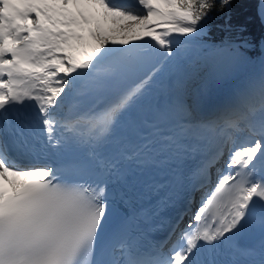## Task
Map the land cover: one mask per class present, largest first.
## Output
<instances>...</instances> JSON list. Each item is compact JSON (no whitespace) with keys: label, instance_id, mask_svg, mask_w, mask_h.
Returning a JSON list of instances; mask_svg holds the SVG:
<instances>
[{"label":"snow or ice","instance_id":"obj_1","mask_svg":"<svg viewBox=\"0 0 264 264\" xmlns=\"http://www.w3.org/2000/svg\"><path fill=\"white\" fill-rule=\"evenodd\" d=\"M215 7L210 0H0V264H218L206 254L225 248L231 264H264V73L217 117L177 121L166 137L178 159L203 152L205 180L211 169L217 174L194 223L175 239L153 243L130 231L105 179L115 165L95 152L91 160L76 154L113 136L162 64L189 43L167 37L195 39ZM252 46L242 38L236 50ZM13 152L49 162L21 167ZM253 228L258 253L238 245Z\"/></svg>","mask_w":264,"mask_h":264},{"label":"bare ground","instance_id":"obj_2","mask_svg":"<svg viewBox=\"0 0 264 264\" xmlns=\"http://www.w3.org/2000/svg\"><path fill=\"white\" fill-rule=\"evenodd\" d=\"M199 36H203V32ZM146 39L150 40L148 37ZM167 39L189 43L179 46L178 57L169 58L162 64L150 90L119 122L130 120L140 124L144 120L162 118L167 124H171L185 113H190L191 118L197 117L191 123L212 120L250 81L257 80L264 73V55L261 65L255 67L254 63L247 62V57L241 52L243 48L237 51V44L233 42L204 51L206 45L197 42V36L191 39L174 34ZM224 50H227L226 55H218ZM248 66L253 67L252 71H248ZM207 91L210 93L209 97L205 95ZM216 131L218 133L220 129Z\"/></svg>","mask_w":264,"mask_h":264},{"label":"trees","instance_id":"obj_3","mask_svg":"<svg viewBox=\"0 0 264 264\" xmlns=\"http://www.w3.org/2000/svg\"><path fill=\"white\" fill-rule=\"evenodd\" d=\"M215 2L216 7L209 13L203 23L208 28L211 35L210 40H224L227 37V30L241 35H249L254 41L253 49L249 52L256 56L260 55V41L264 38V25L258 13L259 0H230V4L223 8L219 5V0ZM238 26H246L243 31H238Z\"/></svg>","mask_w":264,"mask_h":264},{"label":"rangeland","instance_id":"obj_4","mask_svg":"<svg viewBox=\"0 0 264 264\" xmlns=\"http://www.w3.org/2000/svg\"><path fill=\"white\" fill-rule=\"evenodd\" d=\"M203 36H197V42H200L202 44H210L211 46L215 47V46H218L220 44H224V43H228L230 41H233L235 39V37L231 36V34H234L233 33V29H228L226 32H227V37L221 42V43H210L207 41L206 37L209 35V32H208V28L203 26ZM230 35V36H229ZM235 36H238L239 38L242 39V36L239 35V34H234ZM231 39V40H230ZM191 40V39H190ZM237 44H239V42H237ZM261 48H262V45H261ZM245 50V49H244ZM248 50H245L243 51V55L245 57H247V62L252 64L254 63L255 64V67L261 65V60L263 58V55L261 54L260 58H255V57H251L248 52ZM185 55V54H184ZM197 60V59H196ZM246 63V62H245ZM248 70H249V67H248Z\"/></svg>","mask_w":264,"mask_h":264},{"label":"water","instance_id":"obj_5","mask_svg":"<svg viewBox=\"0 0 264 264\" xmlns=\"http://www.w3.org/2000/svg\"><path fill=\"white\" fill-rule=\"evenodd\" d=\"M258 13L261 18L262 24L264 25V13L261 12V0H259V5H258ZM149 43L154 44V41L148 40ZM140 44H143L144 42H139ZM158 48V46H156Z\"/></svg>","mask_w":264,"mask_h":264}]
</instances>
